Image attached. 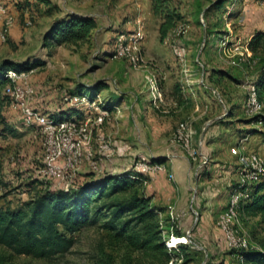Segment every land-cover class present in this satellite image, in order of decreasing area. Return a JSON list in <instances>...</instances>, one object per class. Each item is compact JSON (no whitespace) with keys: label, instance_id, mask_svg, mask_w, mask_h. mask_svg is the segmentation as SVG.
I'll return each mask as SVG.
<instances>
[{"label":"rangeland","instance_id":"obj_1","mask_svg":"<svg viewBox=\"0 0 264 264\" xmlns=\"http://www.w3.org/2000/svg\"><path fill=\"white\" fill-rule=\"evenodd\" d=\"M126 1L0 0V4L15 19L14 24L6 29L5 40L0 38V64L4 60L44 61L43 65L25 72L26 81L33 88V93L26 98V105L51 117L56 114L62 119L83 120L89 116L91 136L87 147L92 151V160L99 170L95 171L96 175L134 170L135 164L144 157L150 163L165 164L167 178L174 184L173 177L169 178L172 174L169 172L170 159L176 157V153L185 156L194 173L192 180L209 181L196 185L189 197L195 211L200 212L194 200L200 196L201 190L204 189L206 196H210L212 192H224L222 185L229 183L228 198L235 188L241 165L240 162L234 163L236 138L229 139L231 133L251 134V139L245 141L246 148L264 158L258 150L261 136L251 131L262 128V125L251 123L250 118L256 115L246 113L244 108L247 85L255 83L264 67L263 41L255 50L249 46L256 31L264 32V0H166V5L180 18L163 41H160L158 33L161 17L152 12L150 1L128 0L134 9L127 12L124 10ZM67 8L94 15L97 26L85 42L45 46L43 39L49 24L63 15ZM137 18L142 23L140 31L137 30ZM0 27L3 28L1 23ZM106 30L110 32L106 33ZM137 31L140 34L142 63L134 68L126 59L112 58V54L118 34ZM174 44L184 48V57L192 73L187 78L173 53ZM214 74L215 77H212ZM178 75L182 86L190 85L194 78L203 86L205 80L209 85L206 90L210 99L212 95L217 96V99H211L212 102L223 109L222 99L228 106L221 111L224 115L220 120H225L230 128L220 133V144L215 146L223 152L221 158L225 163L213 165L215 162L208 156L203 157L199 150L197 136L206 118L198 120V127L196 122L194 124L196 134L192 147L198 152L194 160L189 159L185 151L171 140L177 125ZM149 79H153L160 92V100H152ZM99 87L103 88L99 90ZM92 92L94 95L89 99ZM74 95H83L87 101L72 105L64 99ZM259 95L264 104V90ZM121 102L123 105H120ZM105 104L119 105L122 109L119 113L107 110L108 115L103 121L95 124L93 119L97 112L104 110L102 105ZM59 110L69 111L59 117ZM261 112L260 115H264V107ZM43 138L41 127L26 123L21 109L13 103L10 83L0 87V206L16 207L48 188H57L58 183L61 186L69 182L75 186L84 180V174L94 172L90 165L92 160L83 159L78 169L73 174H67L62 181L42 178L39 170L43 166ZM101 146H105V150ZM220 165L230 169L226 183L224 179L220 181L216 170ZM150 180L149 177L141 187L146 196H149L146 187ZM225 193L213 196V199L221 197L225 200ZM227 198L222 201L224 206ZM151 203L162 209L159 214L162 238L169 248L174 249L168 264H238L236 251L226 246L216 223L220 205H212L209 219L198 220L196 213L192 212L196 220L188 226L189 229H184L182 221L176 220L173 206L155 203L152 199ZM101 216L95 223L74 234L73 246L63 255L36 259L13 255L0 246V256L9 264H94L107 257L112 264H138L143 259L142 254L112 236V231L105 227L109 218L107 211L102 209ZM234 227L240 235L248 238L251 245L259 247L264 244V216L240 212ZM176 228L183 232L182 237L173 236ZM181 243L188 246L187 256L176 250Z\"/></svg>","mask_w":264,"mask_h":264},{"label":"trees","instance_id":"obj_2","mask_svg":"<svg viewBox=\"0 0 264 264\" xmlns=\"http://www.w3.org/2000/svg\"><path fill=\"white\" fill-rule=\"evenodd\" d=\"M149 1L152 12L161 17L158 33L160 41H163L180 16L166 5V0ZM95 27V17L68 11L49 24L44 34V45L49 47L52 44L85 42ZM261 41L264 43V32L259 30L253 34L250 48L255 50ZM43 64L41 59L24 62L4 60L0 64V87L11 81L6 76L8 69L21 73ZM255 86L260 96L259 92L264 90V67L255 80ZM93 95L92 92L89 99ZM102 107L104 110L113 108L112 104ZM67 112L61 111L58 116L62 117ZM53 115V118H57L56 114ZM250 119L251 123L262 125V128L251 131L259 134L264 144V115L259 114ZM148 180L147 175L135 170L99 175L88 172L81 183L67 190L48 188L16 207L0 206V246L13 255L36 259L63 255L73 246L74 234L86 225L95 223L102 217L101 211L104 209L109 214L105 227L112 231V236L142 254L143 259L138 264H168L174 249L169 248L162 238L163 229L159 218L162 209L153 205L151 197L141 192V187ZM248 193V197L240 202L239 212L264 216V176L250 185ZM172 233L176 237L183 236L179 228ZM187 247L181 243L176 246V250L187 256ZM234 251L238 264H264V244ZM5 261L0 256V264H9ZM94 264L112 262L107 257Z\"/></svg>","mask_w":264,"mask_h":264},{"label":"built area","instance_id":"obj_3","mask_svg":"<svg viewBox=\"0 0 264 264\" xmlns=\"http://www.w3.org/2000/svg\"><path fill=\"white\" fill-rule=\"evenodd\" d=\"M14 17L8 10L0 4V21L3 28L0 27V38L5 40L6 29L14 24ZM137 30H141V20L136 19ZM137 33H120L115 43L112 58L126 59L129 64L137 68L142 63V55L140 52V34ZM237 49V48H236ZM173 53L178 58L181 65V72L184 77L191 76V70L184 57V48L179 45H173ZM6 76L10 81V96L13 103L17 104L21 109L23 119L26 123L37 124L41 127L43 133V166L39 170V175L44 179L62 181L67 174H73L78 169L83 159L92 160L93 153L87 147L90 143L89 124L91 118L85 117L83 120L76 119H56L47 114L38 112L26 105V98L33 93L32 86L26 81L25 72L17 73L12 69L6 71ZM150 93L152 100H160L161 94L157 91L153 79H149ZM214 93L216 91L213 90ZM247 97L245 102V112L250 115H259L264 107L258 96V92L254 82L247 85ZM70 104H79L86 102L83 95L67 96L64 98ZM111 111L119 113L121 106H112ZM108 115L107 110H100L93 122L99 124L104 117ZM194 119L188 116L179 121L176 129L172 134L171 140L181 147L188 158L194 160L198 152L192 147L193 137L195 135ZM247 137L244 136L240 140V168L238 170V178L235 182V188L230 191L225 208L217 216V226L222 232V236L226 246L230 249L241 248H257L250 244L248 238L240 235L234 227L239 216V207L241 200L249 195V187L252 183L260 181L264 176V158L255 151L249 150L245 146ZM105 147V146H104ZM103 146L102 149L105 150ZM92 170L97 171L95 161H90ZM134 170L150 178L158 172L166 171V166L160 162H148L144 157L137 162ZM99 171V170H98ZM169 174V178H172ZM58 188L69 189L72 185L69 182L64 184L58 183ZM170 214L173 216L172 211ZM176 220H180V214L176 213Z\"/></svg>","mask_w":264,"mask_h":264},{"label":"crops","instance_id":"obj_4","mask_svg":"<svg viewBox=\"0 0 264 264\" xmlns=\"http://www.w3.org/2000/svg\"><path fill=\"white\" fill-rule=\"evenodd\" d=\"M32 0H30L31 2ZM124 4V10L132 11L134 9V6L128 2V0ZM75 12L78 14H84V15H91L90 13H84L77 9H71L67 8L66 11H64V14L66 12ZM95 17L94 15H91ZM96 20V26H97V18ZM2 24V22L0 21ZM110 32L109 30H106V33ZM105 37V35H104ZM143 71V70H141ZM145 71H147L145 69ZM143 71V72H145ZM215 77V74L212 76ZM180 75L176 77V124L181 121V119H185L188 116H192L194 119V124L196 122V126L200 125L198 123L199 119L206 118V121L202 124V127L198 133L197 140L200 143L199 144V150L203 157H210L212 162H215L213 165H218L222 163L224 160H222L221 155H223V152H221V149H217L215 146L219 145L220 142L218 141L220 138V133H224L229 131L230 125L226 124L225 120H220V118L224 115V112L221 111L226 109L228 106L224 103L222 99H220V103L223 104V109H219L217 104L215 102H212V98L217 99L215 95L209 96V91L206 89L209 88V85L206 84L205 80L203 86L198 84L197 79L194 78V82H192L190 85L182 86L180 84ZM180 82V83H179ZM106 87V86H103ZM103 87H99V90H101ZM213 92V91H212ZM120 105H123L122 102ZM136 106L139 104L135 103ZM122 109V108H121ZM61 111V110H59ZM123 113V111H122ZM240 132V131H239ZM196 134V133H195ZM251 134L244 135L243 132L237 133L233 132L228 137L231 139V137L236 138L234 141L236 146V159L235 164H239L240 162V155L241 152L239 150V141L242 137L246 136L251 139L252 136L249 137ZM260 136L259 134H257ZM176 150H179L176 147ZM258 150L261 154L264 155V144L262 142V139L260 140V143L258 144ZM178 152V151H177ZM171 165L170 170L173 174V183L172 184L167 178V174L164 172H158L154 176L151 177L150 182L147 184L146 187V193L147 195L151 196V199L155 203H159L165 206H173L176 209V213L180 214V221H182L183 228L189 229L188 226H191L193 222L196 219L202 220L204 217L209 219L211 207L212 205H220L218 207H221L219 213L224 209V204L222 201H226V195L228 193V185L229 183H226V179L229 175L230 169L228 167H225L224 165H220L218 169H216L220 176V181L224 179L226 184L222 185L225 189V200H223L221 197L220 199H213V196H219L224 192H212L210 193V196H206L205 190H201L200 196L194 200L195 206L199 207L201 209L200 212L195 211L194 204L189 199L191 191L195 190L196 185L203 184L207 181V179L203 180H192V177H194V173L192 171V167L190 163L188 162L187 158L183 156L182 154H177L176 157L173 156L170 159ZM225 163V162H223ZM231 164V163H229ZM209 182V181H207ZM221 182V184L223 183ZM197 187V186H196ZM204 188V186H203ZM208 197V198H207ZM222 203V204H219ZM192 212L196 213V219L192 215ZM218 213V214H219ZM199 216V217H198ZM218 216V215H216ZM195 219V220H194ZM221 232V231H220ZM222 234V232H221Z\"/></svg>","mask_w":264,"mask_h":264},{"label":"bare ground","instance_id":"obj_5","mask_svg":"<svg viewBox=\"0 0 264 264\" xmlns=\"http://www.w3.org/2000/svg\"><path fill=\"white\" fill-rule=\"evenodd\" d=\"M177 244V243H176Z\"/></svg>","mask_w":264,"mask_h":264}]
</instances>
